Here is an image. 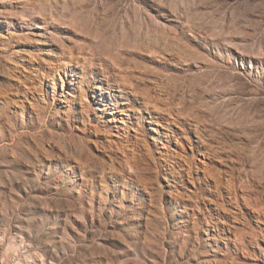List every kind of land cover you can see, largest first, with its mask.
<instances>
[{"label": "rangeland", "instance_id": "rangeland-1", "mask_svg": "<svg viewBox=\"0 0 264 264\" xmlns=\"http://www.w3.org/2000/svg\"><path fill=\"white\" fill-rule=\"evenodd\" d=\"M0 264H264V0H0Z\"/></svg>", "mask_w": 264, "mask_h": 264}]
</instances>
